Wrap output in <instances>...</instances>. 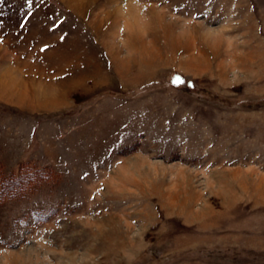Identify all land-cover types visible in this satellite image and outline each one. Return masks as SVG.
Wrapping results in <instances>:
<instances>
[{
  "label": "rangeland",
  "instance_id": "1",
  "mask_svg": "<svg viewBox=\"0 0 264 264\" xmlns=\"http://www.w3.org/2000/svg\"><path fill=\"white\" fill-rule=\"evenodd\" d=\"M26 167L0 264H264V0H0Z\"/></svg>",
  "mask_w": 264,
  "mask_h": 264
},
{
  "label": "trees",
  "instance_id": "2",
  "mask_svg": "<svg viewBox=\"0 0 264 264\" xmlns=\"http://www.w3.org/2000/svg\"><path fill=\"white\" fill-rule=\"evenodd\" d=\"M21 170L20 174L0 175V198L10 197V195H15L22 191L24 186H28L35 181L37 172H40V170L37 171V169L30 167H26L23 171ZM42 176H45V174Z\"/></svg>",
  "mask_w": 264,
  "mask_h": 264
}]
</instances>
